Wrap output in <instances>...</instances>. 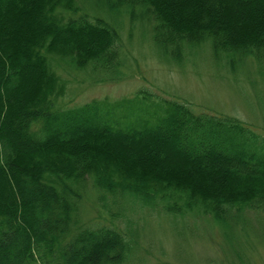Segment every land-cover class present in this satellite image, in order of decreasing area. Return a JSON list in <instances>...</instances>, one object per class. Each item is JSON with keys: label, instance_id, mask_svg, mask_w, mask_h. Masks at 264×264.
Segmentation results:
<instances>
[{"label": "trees", "instance_id": "trees-1", "mask_svg": "<svg viewBox=\"0 0 264 264\" xmlns=\"http://www.w3.org/2000/svg\"><path fill=\"white\" fill-rule=\"evenodd\" d=\"M78 1L0 0V264H122V231L79 224L90 180L171 212L264 209V137L236 117L173 103L120 126L118 102L58 108L50 55L107 68L120 37L101 17H75ZM100 1L148 20L177 60L205 40L230 62L264 58V0Z\"/></svg>", "mask_w": 264, "mask_h": 264}, {"label": "rangeland", "instance_id": "rangeland-1", "mask_svg": "<svg viewBox=\"0 0 264 264\" xmlns=\"http://www.w3.org/2000/svg\"><path fill=\"white\" fill-rule=\"evenodd\" d=\"M78 5L75 17H101L120 37L107 68L98 63L78 67L50 55L62 87L58 108L118 102L113 115L125 126L185 103L197 113L236 117L264 137V58L230 62L217 57L205 40L186 47L177 60L157 43L143 17L110 11L100 0H79ZM80 194V225L115 226L128 238L131 249L122 264H264L263 208L234 210L223 218L200 209L171 212L164 204L143 205L130 193L114 197L91 180Z\"/></svg>", "mask_w": 264, "mask_h": 264}]
</instances>
